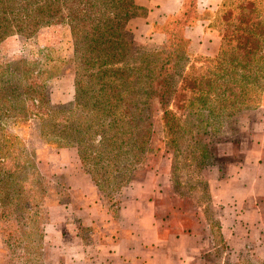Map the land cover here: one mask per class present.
Wrapping results in <instances>:
<instances>
[{
	"label": "rangeland",
	"instance_id": "374dc122",
	"mask_svg": "<svg viewBox=\"0 0 264 264\" xmlns=\"http://www.w3.org/2000/svg\"><path fill=\"white\" fill-rule=\"evenodd\" d=\"M248 2L252 13L243 10L242 16H264V0H222L203 13L204 30L217 48L220 17L229 10L234 16L235 7ZM126 32L144 50L165 45L157 35L138 33L136 41ZM186 46L185 80L177 70L172 80L167 138L154 101L148 151L117 188L96 187L76 149L45 144L37 122L12 128L39 180H26L35 197L29 214L15 205L0 208V264H148L145 244L155 232L172 238L158 251L159 258L168 255L167 264H264V91L242 109H219L216 103L213 112L203 109L201 77L216 76L211 59L217 49L210 56L202 53L209 52L207 44ZM71 52L68 28L56 25L28 39L3 40L0 63L23 62L48 104L65 106L73 102ZM155 254L150 257L159 259Z\"/></svg>",
	"mask_w": 264,
	"mask_h": 264
},
{
	"label": "trees",
	"instance_id": "16d2710c",
	"mask_svg": "<svg viewBox=\"0 0 264 264\" xmlns=\"http://www.w3.org/2000/svg\"><path fill=\"white\" fill-rule=\"evenodd\" d=\"M249 6L240 3L234 16L229 10L220 17L219 45L211 59L217 74L201 77V107L209 112L216 104L232 111L245 108L264 91V16H242ZM145 12L133 0H0V43L64 25L73 65V102L50 106L37 76L23 62L0 63V208L15 205L29 214L35 206L25 184L28 177L31 183L39 177L24 143L12 132L17 124L33 120L45 144L74 147L81 166L101 189L125 182L148 151L154 101L167 138L172 80L176 70L185 80L180 76L188 43L183 29L195 16V0H186L181 14L159 27L166 41L156 50H144L126 32L127 22Z\"/></svg>",
	"mask_w": 264,
	"mask_h": 264
},
{
	"label": "crops",
	"instance_id": "0c3cea01",
	"mask_svg": "<svg viewBox=\"0 0 264 264\" xmlns=\"http://www.w3.org/2000/svg\"><path fill=\"white\" fill-rule=\"evenodd\" d=\"M135 6L139 8H144L146 10L145 15L143 17H135L130 19L127 24L126 28L129 32L133 33L134 40L140 41L141 37L138 33L143 34V36H151L157 35L161 37L160 39H165L164 33L160 31H155L154 27H160L166 19L179 16L183 9L186 0H133ZM222 0H195V16L193 18V22H191L188 26L183 29V37L188 42L187 49L194 50L196 46H201V49L205 48V44L210 46L209 52H202L206 53V55L212 56L216 52V42L210 41L211 36L205 32L204 30V23L206 20L201 16L203 13L207 11H213L217 8ZM264 4V2H263ZM215 42V43H214ZM156 235L150 241L145 244L148 245L147 254L143 258L146 263L148 264H167V256L163 255L159 258L158 251L161 250V245L167 244L169 241L172 240L171 237L162 236L161 234L155 232ZM191 238L194 239L193 236ZM156 241L155 249L151 250L152 243ZM167 242V243H166ZM196 240L193 241V245L189 246L191 250L196 249ZM151 251H154L155 256L159 259L150 257ZM156 251V252H155ZM116 259V258H114ZM136 259L135 257L133 260ZM178 262L179 259H177Z\"/></svg>",
	"mask_w": 264,
	"mask_h": 264
}]
</instances>
